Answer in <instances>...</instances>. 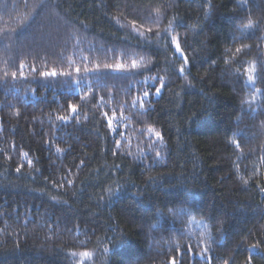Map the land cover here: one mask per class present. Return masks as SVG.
<instances>
[{"label":"trees","instance_id":"obj_1","mask_svg":"<svg viewBox=\"0 0 264 264\" xmlns=\"http://www.w3.org/2000/svg\"><path fill=\"white\" fill-rule=\"evenodd\" d=\"M173 257L264 264V0H0V264Z\"/></svg>","mask_w":264,"mask_h":264},{"label":"snow or ice","instance_id":"obj_2","mask_svg":"<svg viewBox=\"0 0 264 264\" xmlns=\"http://www.w3.org/2000/svg\"><path fill=\"white\" fill-rule=\"evenodd\" d=\"M173 42L175 43V49H176V51H177L178 53H180L181 55H183V51H182V49H181V47H180L179 42L176 41L175 38H173ZM184 59H185V61H187V57H186V56H184ZM133 66L135 67V64H134ZM21 67H23V65H21ZM76 71L79 72L80 69L77 68ZM183 71H184V69L181 67L180 72H183ZM12 75H13V77H15L16 74L13 73ZM42 75H43V76H56L57 73L53 70V71L50 72V73H49V72L42 73ZM250 79H251V77H250ZM163 87H164V85H163V83H161V84H160V87H157V88L155 89V95H160V94H161V89H162ZM144 96H145V97H148V96H149V93H148L147 91L144 92ZM71 109H72V111H73L74 113L76 112V106H75V105H71ZM105 115H107V114H105ZM62 119H63V118H62ZM108 123H109V127H111V119H109ZM155 135H156L158 138H161V134H160L159 132L155 133ZM117 143H118V142H117ZM25 155H26V154H25ZM157 156H159V153H157ZM29 163H31V161H29ZM16 171L19 172L20 169L17 168ZM105 251H107V249H105ZM189 251H190V250H189ZM84 255L87 256V255H89V254H88V253H84ZM170 264H176V260H175L174 257L171 259Z\"/></svg>","mask_w":264,"mask_h":264}]
</instances>
